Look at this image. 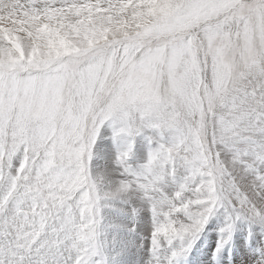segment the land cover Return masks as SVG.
I'll use <instances>...</instances> for the list:
<instances>
[{
  "label": "snow or ice",
  "instance_id": "6c2138e0",
  "mask_svg": "<svg viewBox=\"0 0 264 264\" xmlns=\"http://www.w3.org/2000/svg\"><path fill=\"white\" fill-rule=\"evenodd\" d=\"M237 232L264 264V0H0V264H233Z\"/></svg>",
  "mask_w": 264,
  "mask_h": 264
},
{
  "label": "bare ground",
  "instance_id": "6f19581e",
  "mask_svg": "<svg viewBox=\"0 0 264 264\" xmlns=\"http://www.w3.org/2000/svg\"><path fill=\"white\" fill-rule=\"evenodd\" d=\"M108 126H109L110 137L108 136V137L104 138L103 132L106 131V128ZM101 132H102V134L100 133L101 137H99L100 140L98 141V144L95 147L94 155L92 158V171L94 173V176H96V175L103 176V175H106L110 172L117 171V166L114 163L115 160L112 159V157L114 155H116L118 148H121L124 146V141L122 138L121 139H114L113 138V127L111 125V122H106L105 125L102 127ZM155 134L156 133L154 130H145L144 132L135 136L134 138H129L132 140L133 149H132V153L130 154V156L128 158L127 163L129 165H131L133 168H136L139 164L144 162V160L147 157V154H148L150 147H155V143L153 142L150 144L149 140H148L149 136H152ZM115 250H116V248H115ZM130 250L133 252V255L130 257V259H128L129 262L127 264H139L141 261V258H138L136 256V254H137L136 253V247L131 245ZM234 251H237V250H234ZM240 251L243 252L241 250V248H240ZM244 251L246 253V250H244ZM122 258H124V257L122 256ZM245 258H247V256ZM117 261L121 262V264H124L123 263L124 261L121 260V257H118ZM126 262H127V258H126Z\"/></svg>",
  "mask_w": 264,
  "mask_h": 264
},
{
  "label": "rangeland",
  "instance_id": "374dc122",
  "mask_svg": "<svg viewBox=\"0 0 264 264\" xmlns=\"http://www.w3.org/2000/svg\"><path fill=\"white\" fill-rule=\"evenodd\" d=\"M103 127V126H102ZM104 134H103V136H104V138L105 137H110V134H109V126L106 128V131L105 132H103ZM101 134H102V132H101ZM99 137H101V135H99L98 136V139H97V142H96V144H95V146H94V150H95V147H96V145L98 144V141L100 140V138ZM93 150V151H94ZM115 158H116V155H114L113 157H112V159H114L115 160ZM90 169H91V172L93 173V171H92V160L90 161ZM93 175H94V173H93ZM104 176V175H103ZM116 176H118V171H114V172H110V173H108L107 174V178H109V179H116L117 177ZM213 235H212V234ZM241 233L240 232H237L236 233V240L234 241L235 243H234V247L232 248V256H231V260L233 261V264H242L243 263V261L246 259L245 257L247 256V253H245V251H243V252H241L240 251V246L238 245V242H236L237 240H240V239H243V237L240 235ZM121 237L123 238V239H130V238H127V237H124V234H121ZM215 237H216V232L215 231H209L208 233H207V235L203 238L202 237V240H203V245H202V247H204V248H207V247H209V246H212V247H214L215 246ZM213 239V240H212ZM213 241V242H212ZM238 245V246H237ZM118 247V248H117ZM130 247H131V245H129L127 248H126V250H124L118 257H121V260H123L124 262V264H127L128 262H129V260L128 259H130V257L133 255V252L130 250ZM116 248V250H115V252H120V249H121V244L120 243H117V244H115V246H114V249ZM234 250H237V251H234ZM139 251V252H138ZM136 256L138 257V258H142V252H141V250H139L138 248H136ZM225 255H227V251L225 252ZM122 256L124 257V258H122ZM237 256V257H236ZM241 256V257H240ZM126 258H127V262H126ZM241 262V263H240ZM116 264H121V262H119V261H117L116 260ZM140 264V263H139Z\"/></svg>",
  "mask_w": 264,
  "mask_h": 264
}]
</instances>
